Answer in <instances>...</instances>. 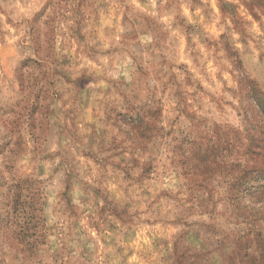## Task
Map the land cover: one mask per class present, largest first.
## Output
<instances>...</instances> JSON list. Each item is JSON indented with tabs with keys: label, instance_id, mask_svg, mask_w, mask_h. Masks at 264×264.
<instances>
[{
	"label": "rangeland",
	"instance_id": "1",
	"mask_svg": "<svg viewBox=\"0 0 264 264\" xmlns=\"http://www.w3.org/2000/svg\"><path fill=\"white\" fill-rule=\"evenodd\" d=\"M263 121L264 0H0V264H264Z\"/></svg>",
	"mask_w": 264,
	"mask_h": 264
},
{
	"label": "trees",
	"instance_id": "2",
	"mask_svg": "<svg viewBox=\"0 0 264 264\" xmlns=\"http://www.w3.org/2000/svg\"><path fill=\"white\" fill-rule=\"evenodd\" d=\"M263 123H264V121H263ZM264 125V124H263ZM263 154V152H261V151H258L257 152V156L259 157V155H262ZM209 158H210V156H209ZM190 160H192V159H190ZM193 160H194V158H193ZM208 162V161H207ZM195 163V164H194ZM209 164H207L206 165V167H207V169H206V172H208L207 174H209V175H214V168L212 167L214 164L212 163V162H208ZM191 165H192V167L193 168H191V170H193V172H192V174L193 173H195L194 171H196L195 169H197L198 168V164H196V162H191ZM233 172H236V169H235V171H233ZM249 172V170H247V169H244V170H242L240 173H238V174H234V175H232V176H230L231 178H230V182H229V180H228V182L227 183H229L230 185V187H233V188H235L236 186H238V185H240V183H243V179L241 178L243 175L245 176L247 173ZM264 172V171H263ZM230 193V192H229Z\"/></svg>",
	"mask_w": 264,
	"mask_h": 264
}]
</instances>
